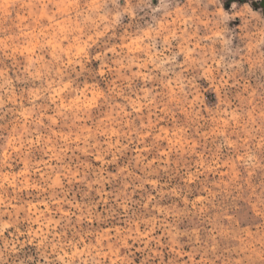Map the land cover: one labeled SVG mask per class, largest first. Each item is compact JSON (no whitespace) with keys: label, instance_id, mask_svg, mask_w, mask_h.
<instances>
[{"label":"rangeland","instance_id":"obj_1","mask_svg":"<svg viewBox=\"0 0 264 264\" xmlns=\"http://www.w3.org/2000/svg\"><path fill=\"white\" fill-rule=\"evenodd\" d=\"M262 2L214 0L206 7L201 4L197 8L193 0H179V6L191 5V11L204 25L217 18L216 13H227L232 17L229 27L235 29L242 46L251 50L252 38L264 32ZM37 3L39 9L35 7ZM47 3L48 0H0V60L5 64L13 60L9 53H14L15 59L24 64L30 61L28 54L32 49L27 47L26 33L40 26L47 29L51 20L44 7ZM200 34H204L203 28ZM204 39L209 40L210 36ZM12 42H15L13 48L7 47ZM262 64L264 61L260 58L247 63L245 73L238 77H224L222 72L219 73L216 76L217 91L211 94L213 102L219 100L223 89L229 100L242 101L247 96L255 105V100L259 99L257 89L264 86ZM221 79L223 83H220ZM204 94L208 96L206 87ZM175 102L180 111H172L168 119L155 109L149 112L145 107L140 108L141 119L155 128L154 135L149 131L136 138L133 129L126 131L127 138L122 140L118 128L105 127L103 123L105 118L108 122L113 120L111 107H106L102 115L96 113L83 122L53 127L51 136L41 130L38 136L29 138V143L43 138L48 144L53 137H58L64 146L61 155L53 145H49L50 152L39 144L26 149L16 143L18 133L28 127L21 123L26 119L21 115L26 105L17 94V98L7 104L8 110L0 113V182L7 185L6 195L11 201L7 205L8 211L15 210L20 202L26 203L30 210L35 205V213L48 217V229L62 243L75 245L66 249L67 254L81 253L75 257L74 264L87 261L83 255L86 250L97 254L102 264H224L225 260L236 257L244 237L251 238L257 230L264 231V226L252 220L254 213L248 212V199L237 196L230 202L227 198L222 199L217 189L221 186L230 189L240 181L254 189L257 183L264 182V144L255 137L253 143L247 135L241 136L233 128L230 135L239 138L242 149L250 148L256 161L252 168L237 163L240 156L220 149L216 143L218 134H229L227 121L221 126L215 116H201L200 108L193 112L191 108L195 100L192 96L188 97V111H185L184 101L177 98ZM254 111L255 107L250 116ZM46 119L55 121L50 113ZM177 122H187L195 127L185 133L183 128H176ZM134 123L126 121L125 129ZM94 139L103 143L102 152L97 145H93L94 151L84 147ZM76 145L78 147H74ZM141 160L146 163L138 168L128 166L130 161ZM30 165L36 166L34 171L30 172ZM57 167H61L64 176L57 171L53 183L64 188L67 202L49 205L47 200L41 202L36 197L40 187L36 178L39 176L42 180L44 169L51 171ZM197 169H200L199 181L192 179ZM18 181L20 186L17 189ZM186 183L187 190L182 194L180 189ZM118 201L124 203L118 206ZM229 204L235 215L230 212L225 220L234 221L237 228V234L232 235L217 222L219 209ZM61 217H71V224L66 225ZM4 220H9L8 213H5ZM28 224L29 221H23L18 226L19 232L11 226L3 231L0 247L19 241L16 244L18 250L6 254L3 264H20L29 257L32 258L31 264L37 261L45 264L38 242L27 238ZM41 227L39 223H32L31 231ZM214 229H219L224 239L212 246L210 252ZM183 233H190L195 242ZM85 236L87 239L82 238ZM117 237L119 246L113 243Z\"/></svg>","mask_w":264,"mask_h":264},{"label":"clouds","instance_id":"obj_2","mask_svg":"<svg viewBox=\"0 0 264 264\" xmlns=\"http://www.w3.org/2000/svg\"><path fill=\"white\" fill-rule=\"evenodd\" d=\"M193 3L199 8L201 4L206 7L214 3V0H193ZM35 7L39 9L40 4ZM44 7L51 17L47 29L40 26L26 33L27 47L32 49L28 54L30 61L24 64L15 59L14 53H9L13 56L10 64L0 60V113L8 110L7 104L15 100L17 94L26 105L21 113L26 119L21 123L28 127L18 133L15 138L17 144L26 149H33L37 144L49 149V145H53L55 151L63 155L64 146L58 137H53L48 144L43 138L29 143V138L38 136L41 130L51 136L53 127L83 122L96 113L102 115L106 107H111L113 120L108 122L105 118L103 123L105 127L118 128L122 140L127 138L124 133L133 129L136 138L149 131L154 135L155 128L141 119L140 108L145 107L149 112L155 109L168 119L172 111H180L175 102L177 98L185 102V111H188V97L192 96L195 100L191 108L193 112L198 107L201 116H215L221 126L223 121H227L229 134H218L216 138L219 148L240 156L237 163L249 168L255 165L251 149H242L239 138H233L230 133L234 128L241 136L247 135L253 143L255 137L264 144V86L257 89L259 99L255 100V105L247 96L242 101L229 100L223 89L219 100L214 103L211 94L217 91L216 76L219 73L222 72L224 77H238L245 73L247 63L257 58L264 61V32L252 38V48L248 50L238 40L235 29L229 27L232 17L227 13H216L217 18L204 25L201 18L191 11V5L180 7L179 0H155V3L153 0H48ZM201 28L204 29L203 35L200 34ZM205 36H210V39L205 40ZM14 43L7 47L13 48ZM261 67L264 68V64ZM205 87L208 96L204 94ZM253 107L255 111L250 116ZM205 108L207 112L203 111ZM49 113L55 121L46 119ZM126 121L135 123L125 129ZM190 127L195 125L187 122L176 124V128H183L185 133ZM93 145L103 151V143L95 139L84 147L94 151ZM145 163L144 160L130 161L128 166L138 168ZM29 168L31 172L36 166L30 165ZM57 171H61V167L51 171L44 169L43 179L36 178L40 185L36 197L41 202L47 200L49 205L67 202L64 188L53 183ZM192 179L199 181L200 169L193 173ZM19 186L20 181L17 189ZM187 187L186 183L180 189L182 194ZM0 189L4 190L0 191V237L8 227L19 232L18 226L25 220L29 221L27 238L38 242L45 264H74L75 257L81 253L67 254L66 249L70 250L75 245L62 243L48 229V217L35 213V205L30 210L23 202L9 212L7 205L11 201L6 195L7 185L0 182ZM53 192L57 195H52ZM217 192L230 202L237 196L248 199V212L254 213L252 220L264 226V182L257 183L253 189L240 181L230 189L221 186ZM16 199L19 201V196ZM123 203L117 202L118 206ZM230 212L235 215L230 204L221 207L217 222L232 235L237 234L235 222L225 220ZM5 213L9 215L8 221L4 220ZM60 219L66 225L71 224V217ZM32 223H39L42 227L31 231ZM196 230L199 231L198 228ZM213 231L215 237L210 241V252L212 246L224 239L219 229ZM183 235L195 242L190 233ZM82 238L87 239L86 236ZM18 243L16 240L8 247H0V264H3L6 254L18 250ZM113 243L119 246V237ZM83 255L87 261H76V264H102L97 254L91 251L86 250ZM31 261L29 257L20 264H31ZM224 264H264V231L257 230L251 238L245 236L236 257L225 260Z\"/></svg>","mask_w":264,"mask_h":264},{"label":"water","instance_id":"obj_3","mask_svg":"<svg viewBox=\"0 0 264 264\" xmlns=\"http://www.w3.org/2000/svg\"><path fill=\"white\" fill-rule=\"evenodd\" d=\"M262 4H263V6H264V0H263Z\"/></svg>","mask_w":264,"mask_h":264}]
</instances>
